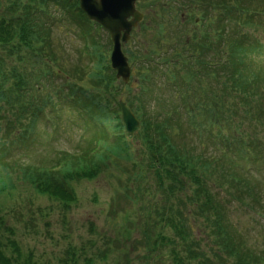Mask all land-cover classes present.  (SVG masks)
I'll return each instance as SVG.
<instances>
[{
  "label": "trees",
  "instance_id": "obj_1",
  "mask_svg": "<svg viewBox=\"0 0 264 264\" xmlns=\"http://www.w3.org/2000/svg\"><path fill=\"white\" fill-rule=\"evenodd\" d=\"M37 1L29 0L17 27L0 26V111L17 109L20 122L31 112L38 121L44 109L53 106L41 90V79L47 78L49 71L40 47L46 36L41 18L35 14ZM171 4L160 7L163 14L159 33H153L151 49L160 55L159 51L166 46L164 27L174 22L179 40L170 52L174 55L165 58V71L160 68L163 65L160 57L143 68L140 88L143 93L148 92L149 86L155 85L153 75L165 72L172 96L156 92L159 111L154 116L134 100L125 99L143 125L142 146L149 153L145 162L137 160L134 145L123 132L115 73L103 59L91 75L95 93L81 90L80 112L85 111L90 126L104 135L110 131L114 134L112 145L104 153L106 158L112 154L124 156L132 164V173L137 175L140 168L136 182H147L151 177L157 182L158 192L163 193L156 195L164 205H156L154 215L136 207L134 214H138L139 222L144 221L140 233L139 222L136 225L131 216L126 218L142 238L134 252L153 255L160 239L173 249L158 254L154 264H264V258L246 245L242 231L232 224L226 197L215 192L221 188L233 194L239 189V194L231 197L249 206L244 197L255 202L256 196L248 175L264 173V47L259 42L250 44L251 32L264 21V0H173ZM174 4L178 6L172 13ZM195 19L201 20L202 29L188 37L185 25ZM147 26L143 28L149 29ZM20 122L18 128L23 127ZM1 131L0 127V143L4 140ZM176 136L188 145L179 144ZM23 137L25 142L26 135ZM189 137L192 146L187 141ZM93 151L95 148L89 152ZM6 154L9 155L8 151L3 156ZM68 156L74 157L66 154L51 167L22 168V178L39 195L69 206L78 201L71 184L96 179L107 165L96 154L91 158L68 159ZM63 162L66 164L59 169ZM144 164L147 170L142 167ZM5 172V177H1L12 180V172ZM10 182L14 188V181ZM142 186L126 188L125 199L133 206L140 204L135 189L141 191ZM6 189L0 182V194ZM147 189L151 191L152 185H147ZM253 213L264 220V207L254 209ZM192 216L202 225L203 234L207 228L211 232L206 237L210 246L199 254L193 247L201 244L189 224ZM0 228L9 234L6 242L12 243L17 253L11 256L0 249V264H21L19 244L12 242L16 231L7 227L1 217ZM167 230L172 236L162 235ZM132 232L127 229L129 235ZM106 254L90 257L86 247L70 246L57 264H96L98 259H106ZM185 254L188 260L183 258ZM33 259L31 254L25 264H33ZM144 259L151 264L148 257Z\"/></svg>",
  "mask_w": 264,
  "mask_h": 264
},
{
  "label": "rangeland",
  "instance_id": "obj_2",
  "mask_svg": "<svg viewBox=\"0 0 264 264\" xmlns=\"http://www.w3.org/2000/svg\"><path fill=\"white\" fill-rule=\"evenodd\" d=\"M140 3L141 6L145 7L141 11L145 12L149 18L147 19L149 29L143 27L137 29L130 42L124 46V52L128 53L127 56L131 58L134 65V67L132 66L134 70L133 82L128 87L123 84H115L114 86L118 90V101L124 98L134 100L137 105L145 107L146 111L154 116L159 111L156 92L159 90L164 97L172 96L168 77L164 74L165 72L154 74L153 82L155 85H150L148 92L143 93L140 88V79L143 75L140 76V72L144 74L145 70L143 68L149 66L150 62L159 60V57L163 63L160 68L165 71V64H167L165 58L173 57L174 53L170 55V52L173 49V44L179 41L176 39L178 28L174 22L170 27H164V38L169 49L165 46L159 51L160 55H156L151 49V45L154 42L153 33H156V35L159 33L158 25L161 21L160 16L163 14L160 7L167 6V3L173 6L171 4L173 0L171 2L169 0H140ZM177 6V4H174L172 13L175 12ZM48 13L52 17L49 22L51 23L49 25L51 32L49 48L58 59L59 64L63 66L60 68L54 62L55 70L61 71L62 69L64 78H68L66 69L75 70L78 68L81 70V76L84 74V80L88 82L89 78L85 71H88V68L92 65V58L90 55L91 50L87 48V41L90 37H84V26L92 30L95 35L99 34L98 42L102 46V51L110 49L108 45L111 43L109 34L102 29L99 32L96 26L87 20H83L81 14L77 16L80 19L78 23L77 20H74L72 14L64 15L56 8H48ZM169 16L170 14L167 15V18ZM167 21L169 22L171 19ZM183 22L186 21L183 20ZM202 25V22L199 24L194 21L187 23L185 25L187 28L185 30L186 36L190 37L194 31L202 29ZM250 39V44L259 42L264 47V21L256 27L255 31L251 32ZM110 46L112 47V44ZM111 49L109 54L105 55L106 62L110 58ZM68 80L70 79L68 78ZM88 88L95 89L89 85ZM79 97L80 94L77 98L78 104ZM50 113V110H48L47 117L51 118V122L46 119L41 121L36 128L35 137L29 136L25 142H18L19 147L15 151L12 150L9 155L2 156L3 160L1 161L4 167L8 166V170L12 172V180L10 181H14L15 187L13 189L8 187L6 191L0 194V217L4 219L7 227L16 231L15 239L12 242L19 244L20 255L18 258H20L21 264L28 262L31 254L34 255V259L31 260L33 264H57L58 259L70 246L86 247L90 257L107 253L105 255L107 258L98 259L96 264H128V262L147 264L146 259H144L145 256L149 258L151 264H154L158 254L162 251L172 250L171 246H167V243L158 239L153 255L147 256L144 251L134 252L140 246L138 241H141L142 238L139 233L144 227V221L139 222L138 214H134L135 209H137L136 207H140V210L145 208L151 197L146 193L143 195L137 193L140 204L133 206L125 199L124 187L132 184L135 186L155 184V180L129 182L130 177L135 179L138 175L129 176L128 172L131 164L123 161L114 162V158H119L118 156H109L112 158L109 159L110 165L115 163L114 167L107 170L100 177L93 181L87 180L74 183V188L78 194V203L71 210H66V207L59 202H54L48 197L39 195L29 184V181L22 178V168L26 166H50L60 157H64L66 153L74 154L86 150L96 137L93 133L87 135L81 130L82 124L76 118V115H73L75 112H72V116L66 115V117L59 120ZM58 115L64 116V113H58ZM174 138L179 144L188 145L185 140H180L177 136ZM91 139L92 141H90ZM133 141L136 144L141 141V138L135 137ZM187 141L191 146L194 144L190 137ZM136 149L141 152L142 157L146 158L143 154L144 149L140 147ZM68 158L70 157L68 156ZM5 174L6 172L4 177ZM248 178V183L255 190L256 201L253 202L255 199H250V197L247 199L244 197V201L252 208L231 197L238 195L239 189H235L233 194L225 192L221 188L215 189V192L226 197L231 222L235 229L242 231L243 241L253 252L264 258V220L253 213L254 209L264 207V173L255 172L248 175ZM146 212L155 214L154 209L150 206L146 207ZM126 214L131 216L130 220L135 222L136 225L139 222V233L134 231V225L132 226L125 221ZM189 224L194 228L202 247L208 249L211 244L210 239L206 238L211 233L209 228L204 231V235L201 231L202 225L199 221L193 219V216L189 219ZM128 228L133 230L132 235L127 233ZM0 235L2 241L0 249L11 256H16L17 253L14 251L12 243L6 242L9 234L3 228H0ZM162 235L170 237L172 232L167 230ZM202 239L206 242L203 243Z\"/></svg>",
  "mask_w": 264,
  "mask_h": 264
},
{
  "label": "water",
  "instance_id": "obj_3",
  "mask_svg": "<svg viewBox=\"0 0 264 264\" xmlns=\"http://www.w3.org/2000/svg\"><path fill=\"white\" fill-rule=\"evenodd\" d=\"M138 0H80L82 10L93 20L110 32L114 49L111 57L112 68L117 71V78L130 82L131 69L128 59L122 51V41L127 43L130 34L144 16L137 11ZM123 121L126 130L135 134L140 130V123L131 109L122 103Z\"/></svg>",
  "mask_w": 264,
  "mask_h": 264
},
{
  "label": "flooded vegetation",
  "instance_id": "obj_4",
  "mask_svg": "<svg viewBox=\"0 0 264 264\" xmlns=\"http://www.w3.org/2000/svg\"><path fill=\"white\" fill-rule=\"evenodd\" d=\"M10 1L15 2L17 0H0V20L1 16H4L6 20L8 19V16L6 15V8L8 7Z\"/></svg>",
  "mask_w": 264,
  "mask_h": 264
}]
</instances>
